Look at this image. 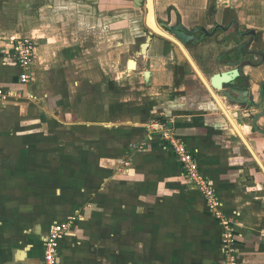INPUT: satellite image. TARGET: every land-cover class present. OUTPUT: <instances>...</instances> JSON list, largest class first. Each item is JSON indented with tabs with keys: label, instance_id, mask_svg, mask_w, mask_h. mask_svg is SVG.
<instances>
[{
	"label": "crops",
	"instance_id": "1",
	"mask_svg": "<svg viewBox=\"0 0 264 264\" xmlns=\"http://www.w3.org/2000/svg\"><path fill=\"white\" fill-rule=\"evenodd\" d=\"M155 4L162 22L180 16L187 28L210 29L205 19L214 8L216 22L229 11L242 32H256L250 51L230 55L219 71L203 53L221 48L189 52L208 82L240 68L248 96L260 102L264 0ZM146 14L132 0H0V89L22 95L0 102V264H43L46 237L69 218L58 264H222L223 227L151 134L153 120L194 152L235 219L238 264H264V173L173 45L155 37L142 54ZM17 38L37 48L28 85L13 61ZM215 93L264 164V136L250 120L264 102L242 113ZM257 124L264 130V117Z\"/></svg>",
	"mask_w": 264,
	"mask_h": 264
},
{
	"label": "built area",
	"instance_id": "2",
	"mask_svg": "<svg viewBox=\"0 0 264 264\" xmlns=\"http://www.w3.org/2000/svg\"><path fill=\"white\" fill-rule=\"evenodd\" d=\"M12 51L13 61L20 70L19 83L21 85L31 84L33 82V64L37 56L34 40L30 38H17L13 41ZM28 97L30 98V95ZM14 99H22V95L19 92H4L0 89V102H9ZM149 130L151 134L159 136L162 142L171 150L173 156L181 165L185 177L197 187L209 212L223 227L222 264H238L234 250L235 219L225 211L217 189L201 170L194 152L176 135L175 130L169 124L153 120L149 124ZM74 220L75 218H69L67 222L58 223L53 226L45 240L43 264H58L60 242L73 228Z\"/></svg>",
	"mask_w": 264,
	"mask_h": 264
},
{
	"label": "water",
	"instance_id": "3",
	"mask_svg": "<svg viewBox=\"0 0 264 264\" xmlns=\"http://www.w3.org/2000/svg\"><path fill=\"white\" fill-rule=\"evenodd\" d=\"M133 1L135 2V8H140L142 6L143 0H133ZM146 2H147L146 26L150 30V36L147 42L142 46V54H146L149 44L153 40V36H160L170 40L174 44L175 47L174 49L177 58L180 59L181 62L186 61L190 64L194 72L197 74V76L203 82L204 86L210 92L213 99L219 105L221 111L230 122L231 126L237 133L240 140L243 142L244 146L247 148L250 155L254 158V160L256 161V163L259 165V167L264 173V164L262 163L259 156L256 154V152L250 145L249 141L246 139L243 132L240 130L238 124L227 112V110L225 109V107L223 106V104L221 103V101L219 100L218 96L215 93V92H219L227 100H230L233 105L241 108V110H244L247 107L258 108L259 106H261V104H257L252 97L248 96L249 92H247V90H244V88L240 85L239 83V80L241 79L240 71L232 70V71L216 74L214 77H212L211 81L208 82L205 76L203 75V73L201 72V70L199 69L198 65L193 60L192 56L189 54V52L185 47V45H187L189 42L195 40L194 33L196 32H190L184 26L179 25L170 28V31L172 32V35H170L169 32H165L162 29V28H167L168 25L165 23L159 24L157 22L155 0H146ZM234 96H237L238 98H234ZM261 97L264 100V90L261 93ZM263 117H264V112L254 117L253 129L256 133L264 136V131L261 130L257 124L258 120Z\"/></svg>",
	"mask_w": 264,
	"mask_h": 264
},
{
	"label": "flooded vegetation",
	"instance_id": "4",
	"mask_svg": "<svg viewBox=\"0 0 264 264\" xmlns=\"http://www.w3.org/2000/svg\"><path fill=\"white\" fill-rule=\"evenodd\" d=\"M146 3H147L146 0H143L142 6L146 7ZM133 5L135 6L134 1H133ZM155 9H156V4H155ZM214 11H215V9L212 8L210 14L207 15L206 19H205L207 25L211 26L210 29L207 28L205 25H196L192 28H187L184 26L185 28H187L188 31L196 32V33H194L195 34L194 35L195 40L189 42L187 45H185V47H186L188 52L190 51V49L192 50V48H197L198 51L199 50L202 51L208 47L206 45L208 43L212 44V46H216L218 48H221L222 51L219 55L214 53L212 50H211L212 53L210 54L208 52V49L203 53V55H204L203 57L206 59L212 60V62L216 65V67L218 68V71H219L220 67L224 66L226 61L231 57L230 55H234V59H239L242 56V53H244V50L246 49V47H248V48L246 49L245 53L246 52L248 53L250 51L249 49L251 47V44L253 43V40L256 38L257 34L254 31H248L246 33L242 32L237 18L234 17L231 14V12H229V11L226 12V14L224 13V15H223L224 19H223L222 23L216 22L215 17H214L215 16ZM157 22L159 24L160 23L167 24L168 27L162 28V29L165 32H169L170 35H172L170 28L175 27V26H179V25L183 26L182 18L180 16L176 17V21H173L171 18V19L167 20V22H162V21L157 19ZM155 37H160V36H153V38H155ZM160 38H162L163 40H166V42H168L174 46V44L170 40H168L167 38H163V37H160ZM244 38L245 39L250 38V40L247 44L246 43L241 44L242 43L241 41L244 40ZM234 45H236V47H235L236 49L227 50L228 48H230L231 46H234ZM189 54H190V52H189ZM247 63L252 64L251 62H247ZM232 70H239L240 71L241 80H244L243 82L245 83L243 86L242 85L241 86L244 88V90H247V92H248L249 91V79L246 80V78L242 75L240 68H234L233 67L231 70H228V71H232ZM228 71H221L220 73L228 72ZM263 85L264 84H260V87H262V88H260V93H262V91L264 90ZM234 98H238V97L234 96ZM247 98H248V96H247ZM228 101L232 104V102L230 100H228ZM262 102H264V100L262 99L261 94H260V102H258L257 104H261ZM262 104H264V103H262ZM238 109L240 110V112L244 113L247 111L248 107L244 110H241V108H239V107H238ZM253 119H254V117H252L250 119L251 124H252V129H253ZM261 136H263V135H261Z\"/></svg>",
	"mask_w": 264,
	"mask_h": 264
},
{
	"label": "rangeland",
	"instance_id": "5",
	"mask_svg": "<svg viewBox=\"0 0 264 264\" xmlns=\"http://www.w3.org/2000/svg\"><path fill=\"white\" fill-rule=\"evenodd\" d=\"M117 1H122V2H125L126 0H117ZM126 5H125V3L123 4V6H122V8H117V9H115V11H120V9H122V11H124V10H126V7H125ZM113 10V9H112ZM114 11V10H113ZM130 14H131V16L133 17V18H135L136 20H137V15H136V13H134V12H130ZM141 21V20H140ZM140 21H138V22H136V23H138V24H140L139 22ZM133 64H135V63H133ZM131 70H133L132 68H130Z\"/></svg>",
	"mask_w": 264,
	"mask_h": 264
},
{
	"label": "bare ground",
	"instance_id": "6",
	"mask_svg": "<svg viewBox=\"0 0 264 264\" xmlns=\"http://www.w3.org/2000/svg\"><path fill=\"white\" fill-rule=\"evenodd\" d=\"M134 67H135V64L131 63L130 68H134Z\"/></svg>",
	"mask_w": 264,
	"mask_h": 264
}]
</instances>
